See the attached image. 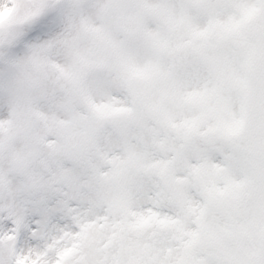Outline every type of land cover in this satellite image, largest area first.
I'll return each mask as SVG.
<instances>
[{
	"label": "snow or ice",
	"instance_id": "6c2138e0",
	"mask_svg": "<svg viewBox=\"0 0 264 264\" xmlns=\"http://www.w3.org/2000/svg\"><path fill=\"white\" fill-rule=\"evenodd\" d=\"M0 264H264V0H0Z\"/></svg>",
	"mask_w": 264,
	"mask_h": 264
}]
</instances>
